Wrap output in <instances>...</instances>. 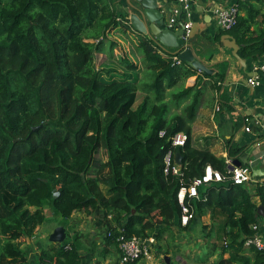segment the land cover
<instances>
[{
  "label": "trees",
  "instance_id": "16d2710c",
  "mask_svg": "<svg viewBox=\"0 0 264 264\" xmlns=\"http://www.w3.org/2000/svg\"><path fill=\"white\" fill-rule=\"evenodd\" d=\"M118 3L0 0V264H81L77 239L46 240L33 259L21 248V240L31 239L44 224L45 209L64 221L74 212H99L106 247L116 246L120 234L154 235L158 242L164 234L173 237L180 226L176 193L181 184L164 175L163 158L177 133L187 136L184 146L173 150L181 155L184 185L208 166L224 177L199 188V198L189 201L194 219L181 228L191 229L207 211L210 217V224L200 227L204 236L196 251L201 256L196 253L194 263L210 264L220 249L211 264H264V251L244 246L256 234L252 197L264 203V185L249 194L232 183L222 158L192 146L197 94L174 115L164 101L166 90L195 72L140 40L144 68L153 77L135 108L137 65L122 58L118 65L127 73L96 66L97 55L115 47L112 32L129 28ZM261 8L264 0L240 2L235 27L218 32L216 39L232 35L240 58L257 60L264 54ZM190 93L184 89L172 97L181 103Z\"/></svg>",
  "mask_w": 264,
  "mask_h": 264
},
{
  "label": "crops",
  "instance_id": "0c3cea01",
  "mask_svg": "<svg viewBox=\"0 0 264 264\" xmlns=\"http://www.w3.org/2000/svg\"><path fill=\"white\" fill-rule=\"evenodd\" d=\"M118 1V8L129 16L132 10L128 6V1ZM232 1L234 0H192V23H198V28L202 31L195 36L191 43L198 57L206 65H209L213 72L211 75H203L188 67V65L183 64L186 68L194 71L195 74L186 80H180L174 87L166 90L164 92V101L169 104L170 114L174 115L181 113L188 106L193 96L198 95L197 109L193 122L190 125L192 146L196 149L207 150L223 160L228 157L234 163L249 166L254 182L246 183L242 186L249 194L254 195L257 185H264V135H261L256 130H252L250 133L245 132L244 119L249 117H260L264 119V79L259 73L253 71L254 65L261 61L260 58L255 61L243 59L245 65L243 69L232 57L230 50L225 49L220 42V37L228 33H223L219 39H216L218 32L223 31L216 26L211 9L213 7L229 5ZM130 2L133 3V0H130ZM157 2L159 10L164 15L165 20H167L169 10L173 4H169L164 0H157ZM115 33L120 34L119 39L113 37L117 39L119 46L127 49V43H131V45L136 46L138 53L136 62H133L132 58H129L126 54V57H122L129 59L138 67V71L132 74L138 87L135 102L136 108L146 96L142 91V87L145 88V85L149 84V76L153 77V73L144 68L143 55L138 48V42L147 38L133 33L130 27L124 33L119 30L113 31L110 38ZM121 35L125 39H128L129 36L130 38L123 40ZM230 36L233 37L232 35ZM158 52L162 57L172 56V54H166L160 49ZM120 60L121 57L119 58ZM109 64H104V66H109ZM114 65L106 69L113 68L120 73L128 72L121 66ZM221 73H223V77L220 76ZM254 76L260 78V84L258 86H251L247 82L248 78ZM184 89H190L191 93L186 100L177 103L176 98H173L172 95ZM139 97V102H137ZM232 147L243 149V151L238 152V149H232ZM252 202L255 206L264 205L260 196H253ZM79 214L83 215V218L86 220V226L84 228L78 227L77 223L79 222L71 224V221L68 220L65 224L70 229V232L72 231L70 235L75 240L77 239L81 264H118L119 255L116 246L110 245L106 247L104 244L106 228L104 227L99 212H91L90 214L74 212L70 218L79 216ZM193 223L192 228L188 230H184L179 225L174 227V242L170 243V246L167 245L165 247V250L168 251L167 254H162L161 251L163 250L157 246L161 240L158 242L154 235L150 236L155 239V244L152 246V252L155 258L153 257L151 261L141 259L135 264H165L163 260L164 256L169 257L170 264H172V257L180 264H195V254L197 253L201 256V253L195 250V245L200 243L204 236V232H201V225L207 226L210 224L209 211L200 218H196V221ZM256 227V234L264 242V218L257 217ZM163 238L162 241L165 244ZM168 239L167 242H170V239ZM90 242L93 245V254L90 253V248L85 246ZM182 248L189 249L188 251L193 254L190 256L189 253H182ZM220 252L221 250L218 249L217 254L210 258V264L218 261V254ZM177 254H181V256H176Z\"/></svg>",
  "mask_w": 264,
  "mask_h": 264
},
{
  "label": "built area",
  "instance_id": "2783aa9c",
  "mask_svg": "<svg viewBox=\"0 0 264 264\" xmlns=\"http://www.w3.org/2000/svg\"><path fill=\"white\" fill-rule=\"evenodd\" d=\"M173 6L169 10V16L166 20V26L171 30H178L182 28L183 35L180 37L182 43L188 41V34L192 26V0H164ZM250 0H234L229 5L213 7L211 13L214 17L216 26L223 32L230 31L237 23V17L239 13L238 4L240 2H247ZM258 62L253 67V71L259 73L264 79V54L260 57ZM173 61L176 64H180L181 61L177 57H173ZM247 82L251 86H258L260 84V78L258 76L250 77ZM244 130L247 133L252 130L258 131L261 135H264V119L260 117L245 118ZM164 132H160L159 136H163ZM187 140V136L184 133H177L170 139L171 149L168 150L163 158V173L164 175H172L179 179L181 186L176 193V200L180 207L179 224L181 227H186L193 219L194 212L189 205L190 200H196L199 198V188L208 185L210 183H217L224 180V177L219 171L211 169L209 166L205 168L204 174L201 177L192 179L188 185H184L183 172L180 167V163H177L174 159V149L183 147ZM224 163L229 168L233 166V162L230 158L226 157ZM229 179L236 186H242L246 183L254 182L249 166H234L232 170L228 169ZM264 191V190H263ZM252 229L257 231V227L254 225ZM116 248L118 251L119 259L118 264H135L141 259L145 261H151L154 257L152 254V246L155 244V239L149 237L141 239L136 236L127 237L124 234H120L116 239ZM245 247H254L258 251H264V242L260 237L255 234L252 237H248L244 241ZM69 248V247H66Z\"/></svg>",
  "mask_w": 264,
  "mask_h": 264
},
{
  "label": "water",
  "instance_id": "95a60500",
  "mask_svg": "<svg viewBox=\"0 0 264 264\" xmlns=\"http://www.w3.org/2000/svg\"><path fill=\"white\" fill-rule=\"evenodd\" d=\"M128 6L132 10L127 18V23L133 33L146 37L154 45L157 46L166 54L176 56L181 63L188 65L195 71L203 75H211L212 69L206 65L197 55L191 41L202 30L198 28V23H192L188 34V41L182 43L180 37L183 35L182 28L171 30L166 26L164 15L158 8L157 0H127ZM220 42L225 49L230 50L232 57L237 61L241 68H245L244 60L238 55L239 45L236 40L228 34L220 37ZM37 127L32 128V132L36 131ZM174 159L180 163L181 155L175 153ZM236 166H241V163H234L229 167V170ZM256 217L264 218V205H258L253 210ZM48 242L53 244H62L66 240V232L63 226L56 227L49 235ZM165 264H170L168 256H164Z\"/></svg>",
  "mask_w": 264,
  "mask_h": 264
},
{
  "label": "rangeland",
  "instance_id": "374dc122",
  "mask_svg": "<svg viewBox=\"0 0 264 264\" xmlns=\"http://www.w3.org/2000/svg\"><path fill=\"white\" fill-rule=\"evenodd\" d=\"M263 12H264V9H263ZM258 22H260V18L258 17ZM120 34L119 33H115L113 36H112V41L116 42L115 44V47L109 52V51H106V53H101V54H98L97 57H96V60H95V64L98 68H107V67H110L112 65H118L119 63V58L121 57H126V55L129 57V58H132V61L133 62H136L137 61V50H136V46H133L131 45V43H127V49L123 46H119V42L117 41V39H119V36ZM113 37H116L117 39L113 38ZM122 39L123 40H128V39H125V37L123 35H121ZM86 42H92L91 40H86ZM128 42V41H127ZM126 43V42H125ZM126 54V55H125ZM109 64V66L107 65L106 67L104 66V64ZM139 63V62H137ZM114 65V66H115ZM150 78V82H151V76H149ZM139 99L140 97L138 98V101L139 102ZM204 187V186H203ZM44 214L46 216V220L44 222L43 225L39 226L38 228L35 229V233H34V236L29 239V240H21V248L22 249H28L29 253H30V256L32 257V259L34 258V254L35 252H38V250L40 249V247L45 243V241L47 240L46 238L48 237V235L58 226H61V223L62 222H65L64 220L60 219V218H57V217H54L50 211L48 209H45L44 211ZM69 221H71L70 223L71 224H78V227H82L84 228L86 226V220L83 218V215L79 214V216H76L74 218H70ZM66 229V233H67V236H66V240L65 241H72L74 242V238L70 235V233H72V231L70 232V229H68V227L66 226L65 227ZM74 234V233H73ZM178 236V235H176ZM167 238L170 239V242H167ZM165 240V244L163 243V241L161 240L159 243H158V248H162V249H165V247L168 245L170 246V243L174 242V237H169L167 234L164 235V238ZM168 239V240H169ZM43 240V241H41ZM168 243V244H166ZM197 245L198 243L195 245V250L197 248ZM86 247L90 248V253L93 254V245H92V242L88 243L85 245ZM159 248V249H160ZM189 249H186V248H182V253H189V255L191 256L193 253L190 251H188ZM152 254L154 255V253L152 252ZM164 256V255H162ZM176 256H181V254H177ZM154 258H155V255H154ZM183 262V261H182ZM172 264H180L178 261H175V258L172 257V261H171Z\"/></svg>",
  "mask_w": 264,
  "mask_h": 264
},
{
  "label": "clouds",
  "instance_id": "9594fccd",
  "mask_svg": "<svg viewBox=\"0 0 264 264\" xmlns=\"http://www.w3.org/2000/svg\"><path fill=\"white\" fill-rule=\"evenodd\" d=\"M172 57H175V56H172ZM173 59V58H172Z\"/></svg>",
  "mask_w": 264,
  "mask_h": 264
}]
</instances>
